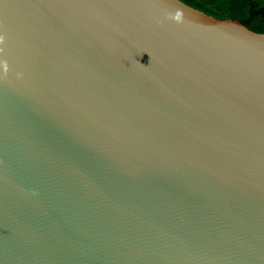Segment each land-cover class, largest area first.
<instances>
[{
  "label": "water",
  "instance_id": "water-1",
  "mask_svg": "<svg viewBox=\"0 0 264 264\" xmlns=\"http://www.w3.org/2000/svg\"><path fill=\"white\" fill-rule=\"evenodd\" d=\"M0 264H264V33L0 0Z\"/></svg>",
  "mask_w": 264,
  "mask_h": 264
},
{
  "label": "trees",
  "instance_id": "trees-1",
  "mask_svg": "<svg viewBox=\"0 0 264 264\" xmlns=\"http://www.w3.org/2000/svg\"><path fill=\"white\" fill-rule=\"evenodd\" d=\"M216 18L237 19L248 29L264 33V0H180Z\"/></svg>",
  "mask_w": 264,
  "mask_h": 264
},
{
  "label": "clouds",
  "instance_id": "clouds-1",
  "mask_svg": "<svg viewBox=\"0 0 264 264\" xmlns=\"http://www.w3.org/2000/svg\"><path fill=\"white\" fill-rule=\"evenodd\" d=\"M167 19L177 24H183L186 20L184 8L182 6H177L174 12L168 13Z\"/></svg>",
  "mask_w": 264,
  "mask_h": 264
}]
</instances>
